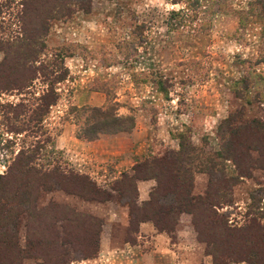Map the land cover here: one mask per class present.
Instances as JSON below:
<instances>
[{
	"label": "rangeland",
	"instance_id": "374dc122",
	"mask_svg": "<svg viewBox=\"0 0 264 264\" xmlns=\"http://www.w3.org/2000/svg\"><path fill=\"white\" fill-rule=\"evenodd\" d=\"M18 1L0 0V44L10 55L16 46L33 45L21 34L15 38L21 25L39 31L34 19L21 16ZM200 3L208 9L193 17L190 6L171 0H89L87 9L49 19L41 38L34 34L42 42L32 67L37 77L24 90L0 92V175L20 150L40 146L36 165L87 174L105 193L87 199L52 182L40 185L32 200L28 191L21 194L17 264H264V243L247 251L242 232L216 225L203 241L184 202L166 229L133 218L156 185L137 177L136 163L178 150L179 133L196 147L219 150L217 126L241 106L246 120L264 121V9L257 0ZM4 56L0 49V61ZM51 85L57 99L42 113L39 97ZM257 93L254 104H245ZM107 102L134 117L130 132L78 138L73 107ZM255 163L245 165L250 175L240 179L227 163L237 179L219 211L237 227L246 211L264 212V170ZM148 180L154 185L138 188ZM207 183V173L194 172L190 202L205 196ZM167 211L154 215L162 220ZM86 217L94 219L92 227Z\"/></svg>",
	"mask_w": 264,
	"mask_h": 264
},
{
	"label": "trees",
	"instance_id": "16d2710c",
	"mask_svg": "<svg viewBox=\"0 0 264 264\" xmlns=\"http://www.w3.org/2000/svg\"><path fill=\"white\" fill-rule=\"evenodd\" d=\"M88 1H18L21 16L25 21L29 20L30 23L34 19L39 31H31L30 27L21 25L15 38L21 34L27 40L34 42L30 48H27L28 43L23 44V48L16 46L11 50L13 55H10L9 48L4 49L5 47L0 44V49L5 51V56L0 61V92L12 89L24 90L30 85L32 79L37 77L33 73V63L42 51V42L39 43L34 34L37 37L40 35L41 38L47 31L49 19L57 15L70 17L75 8L87 9ZM171 2L173 4L183 3L187 9L190 6L194 10L193 17L197 16L200 9H208V5L200 3V0H171ZM257 3L264 9V0H257ZM172 15H178L177 11H172ZM56 57L58 60L63 58L58 54ZM58 75V79L64 78L63 73ZM257 95L258 93L255 98L245 99V104L248 106L254 104ZM236 96L245 98L240 93ZM49 97H51V101L47 100ZM39 99L42 113H44V107H47V104L56 102L57 97L53 86H49ZM5 107L8 110L11 105L6 104ZM38 112H35V115ZM73 112L76 136L85 140H94L102 135L128 133L135 124L131 114L122 115L117 112L116 103L107 102L102 106L73 107ZM216 133L219 150L196 147L190 141L185 140L184 134L179 133L181 142L178 150L168 149L159 156L135 164L134 170L138 174L137 177L141 180L154 179L156 185L154 190L152 189L153 192H151L149 200L143 202L142 205H144L136 208L135 212L133 211V218L138 221L151 219L157 228L166 229L164 226H168L178 214L176 212L179 209H175V207L179 208V204L184 202L185 208L187 207V210L192 214L193 224L203 241L208 243L211 230L217 225L223 231L227 230L229 234L242 232V243L246 250L256 249L258 246L255 245V241L264 243V219H261L264 218L263 209L258 213L246 211L243 215V223L238 227L229 224V216L226 212H220L219 209L230 203L232 186L236 183V179L250 175L246 164L253 165L256 162V167L264 170V121L246 120L244 108L241 106L239 110L231 111L227 117L220 120ZM236 143L239 145L235 146ZM37 149L34 147L32 150H20L9 165L7 172L0 175V264H17L19 262L20 249L16 236V215L26 205V203H19L21 194L28 191L29 196L28 194L27 196L29 200H32L33 194H36L40 185L52 182L56 183L59 188L87 199H100V194L105 193L87 174L66 170L58 164L49 168L36 165ZM251 150L256 151V158L252 157ZM220 156L223 161H216L215 158ZM227 163L232 166L237 178H233V174L229 173ZM195 171L207 173L208 183L205 196L190 202ZM118 189L123 195L125 194L126 187L124 185ZM166 197L169 199L165 201ZM162 207L168 208V216L157 220L154 213ZM86 219L92 227L94 219L91 217H86ZM75 226L77 227V225ZM231 241L226 243L230 244ZM35 251V247H33V252ZM91 251L86 252L84 256H91L95 249ZM213 252L211 251L214 255ZM244 256L249 257L247 252ZM256 263L262 264L260 260Z\"/></svg>",
	"mask_w": 264,
	"mask_h": 264
},
{
	"label": "crops",
	"instance_id": "0c3cea01",
	"mask_svg": "<svg viewBox=\"0 0 264 264\" xmlns=\"http://www.w3.org/2000/svg\"><path fill=\"white\" fill-rule=\"evenodd\" d=\"M209 117H211V118L214 117V114L211 115V116H209ZM146 182H148V183H146ZM145 184H148V186H150V187L154 185L153 181H150V180H148V181H141V182L138 183V188H140V186L145 185ZM140 193H141V191H140Z\"/></svg>",
	"mask_w": 264,
	"mask_h": 264
}]
</instances>
